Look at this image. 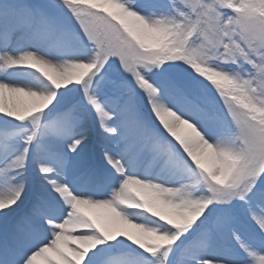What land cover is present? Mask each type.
Segmentation results:
<instances>
[{
	"label": "snow or ice",
	"instance_id": "6c2138e0",
	"mask_svg": "<svg viewBox=\"0 0 264 264\" xmlns=\"http://www.w3.org/2000/svg\"><path fill=\"white\" fill-rule=\"evenodd\" d=\"M0 264H264V0H0Z\"/></svg>",
	"mask_w": 264,
	"mask_h": 264
}]
</instances>
